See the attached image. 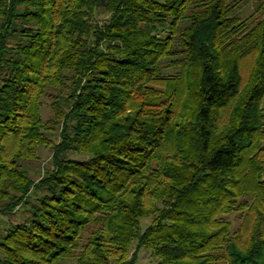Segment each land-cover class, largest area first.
Here are the masks:
<instances>
[{
	"label": "trees",
	"instance_id": "obj_1",
	"mask_svg": "<svg viewBox=\"0 0 264 264\" xmlns=\"http://www.w3.org/2000/svg\"><path fill=\"white\" fill-rule=\"evenodd\" d=\"M245 1L0 0V211L39 194L0 264H134V242L159 264H264V0L252 19Z\"/></svg>",
	"mask_w": 264,
	"mask_h": 264
},
{
	"label": "rangeland",
	"instance_id": "obj_2",
	"mask_svg": "<svg viewBox=\"0 0 264 264\" xmlns=\"http://www.w3.org/2000/svg\"><path fill=\"white\" fill-rule=\"evenodd\" d=\"M257 11V5L255 0H246L241 7L238 9V14L243 19H252V15ZM111 14L105 13L101 10V12L97 15L96 20L99 24L106 22L110 18ZM251 63L246 61V64L242 67V75H243V84L242 90L244 91L247 87V83L251 76ZM178 72L177 69H170L167 71L169 75H176ZM68 90L64 89L61 93L58 90L50 91V97L43 98V106H42V119L44 122L48 120L54 119V113L52 111V104L55 100V97H63L67 99ZM60 126L56 129L55 132H46V136L51 139L53 143L60 142ZM88 156L82 153H69L67 155V159L70 160H80L85 161L88 160ZM29 171V176L34 181L35 184H38L44 176L53 170V149L42 147L38 153V159L34 161H30L26 163L25 167ZM35 192H32L30 196L25 199L22 205L16 208L12 213H3L0 211V243L3 241L6 236L7 231L15 225L27 223L31 219L32 215V207L37 205ZM245 213L242 212H234L227 216V220L231 223V233H235L239 231L243 225ZM153 222V218L142 221L141 223V232H144ZM98 227L96 225L89 226L85 232L83 233V242L80 244V248L86 242L88 238H90L93 233L97 231ZM76 251V254L81 251V249ZM136 254V263L134 264H159V259L154 255L153 251L148 249H138V243L134 242L129 251V255L127 260L132 262L134 259L133 256ZM0 255H3V250L0 249ZM76 257L67 259L63 262V264H76ZM110 264H116L114 261H111Z\"/></svg>",
	"mask_w": 264,
	"mask_h": 264
}]
</instances>
